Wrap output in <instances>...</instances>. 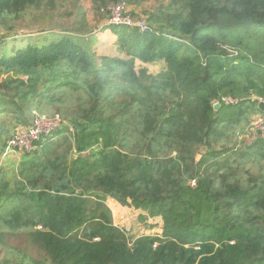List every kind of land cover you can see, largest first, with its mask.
<instances>
[{"label":"trees","instance_id":"16d2710c","mask_svg":"<svg viewBox=\"0 0 264 264\" xmlns=\"http://www.w3.org/2000/svg\"><path fill=\"white\" fill-rule=\"evenodd\" d=\"M42 2L0 0V159L35 109L63 120L17 168L0 162V232L28 239L4 264H264V140L249 125L264 0H91L102 19L161 3L145 32L108 27L123 58L99 57L90 32L7 30ZM137 61L167 71L148 84ZM223 97L240 103L215 112ZM108 199L161 217L163 238L129 240Z\"/></svg>","mask_w":264,"mask_h":264},{"label":"rangeland","instance_id":"374dc122","mask_svg":"<svg viewBox=\"0 0 264 264\" xmlns=\"http://www.w3.org/2000/svg\"><path fill=\"white\" fill-rule=\"evenodd\" d=\"M167 3L168 2H164L162 5L166 6ZM48 4L53 10H47L49 8ZM160 5V2L154 4L149 2L144 3L143 6L139 8L131 6L129 9L127 8V11L122 10V16L126 17L124 15H129L131 17V14H135L136 17H132L138 22H141L146 18L145 10L157 9ZM122 16L120 15L121 18H123ZM106 18L107 17H104V19H102V15L94 9L91 0H43L41 7L39 9L35 8V11H28L25 19L20 21H9L10 25L7 27V30H14V33H17L18 36H25L26 34L38 36L37 34H49L50 32L75 33L77 30L81 32H90L89 34L91 37L96 40L100 32H104L102 30L106 28L105 24L109 20ZM138 18L140 20H138ZM134 22L136 21L134 20ZM108 32L104 33L107 34ZM105 50L116 57H124V55H119L117 45H111V47L106 46ZM136 68L138 70L142 68L146 70V75L142 80L150 84L152 77H159L166 73L167 64L165 61H158L151 64H144L137 61ZM7 77V75H3L1 79H6ZM71 108L72 106L61 109L62 114H70L72 112ZM42 111L43 113L40 114L39 111L35 109L33 112L34 117L37 118V116H41L49 118L53 117L52 114L55 113V109L53 108H43ZM254 115L255 113L251 116L250 124L255 118ZM66 122L67 121L64 119V124H66ZM255 139L254 137L251 138V140ZM6 151L2 155L0 162L5 164V166L7 165V167L14 165V168H17L25 154L14 151L6 153ZM106 203L111 210L113 226L120 230H125L126 237L129 238V240L134 241L142 237L143 232H145L144 234H150L147 236H159L163 238V228L161 229L163 222L160 217L146 216V219H142V216L135 212L132 207L123 206L112 199H108ZM27 245V234L11 236L5 232H0V264L18 261L20 251H24Z\"/></svg>","mask_w":264,"mask_h":264},{"label":"built area","instance_id":"2783aa9c","mask_svg":"<svg viewBox=\"0 0 264 264\" xmlns=\"http://www.w3.org/2000/svg\"><path fill=\"white\" fill-rule=\"evenodd\" d=\"M128 6L124 4L111 5L109 8L110 18L106 23L107 27L111 26H128V27H138L142 32L146 31V25L143 21L138 22L136 19L129 15L122 16V10L127 11ZM129 9V8H128ZM123 17L121 18L120 15ZM134 20L136 22H134ZM252 101L257 104V108L260 111L259 116H256L250 124L251 133L259 136L264 140V96H256L252 98ZM240 100L231 97H223L221 100L216 102V104H224L226 106L238 105ZM36 114V113H35ZM63 124V120L59 115L53 117H41L37 116L34 119V123L28 128H19L12 135L8 142L7 152H21V153H32L36 150L38 143L50 136H52L58 128ZM195 185V184H193ZM162 228V226H161ZM125 233L126 231L122 229ZM142 236H147L150 234H144ZM126 234V233H125Z\"/></svg>","mask_w":264,"mask_h":264},{"label":"crops","instance_id":"0c3cea01","mask_svg":"<svg viewBox=\"0 0 264 264\" xmlns=\"http://www.w3.org/2000/svg\"><path fill=\"white\" fill-rule=\"evenodd\" d=\"M105 29H103L102 31H104L105 33L108 32L107 34H105L104 32H100V34L97 36V43H96V48H95V51L97 53V55L99 57H116L115 55L113 54H110L107 52V50H105L106 46L108 47H111L112 46H115L117 45V37L114 36L112 34V32L110 30H108V27L106 26L105 24ZM51 33V32H50ZM104 33V34H103ZM45 34V33H43ZM37 35H42V34H37ZM33 36V35H32ZM110 45V46H109ZM254 111H255V117L256 116H259L260 114V111L259 109L257 108V104L254 105ZM250 136V135H249ZM255 136V135H254ZM253 140H251L250 137H247L246 138V143H251ZM113 200V199H112ZM135 212L139 213L141 216L143 217H146L147 216V213L142 211V210H137V209H134L132 208ZM161 218V217H160ZM162 220V218H161Z\"/></svg>","mask_w":264,"mask_h":264},{"label":"water","instance_id":"95a60500","mask_svg":"<svg viewBox=\"0 0 264 264\" xmlns=\"http://www.w3.org/2000/svg\"><path fill=\"white\" fill-rule=\"evenodd\" d=\"M220 107H221L220 104H215V106H214V110H215V112H216Z\"/></svg>","mask_w":264,"mask_h":264},{"label":"clouds","instance_id":"9594fccd","mask_svg":"<svg viewBox=\"0 0 264 264\" xmlns=\"http://www.w3.org/2000/svg\"><path fill=\"white\" fill-rule=\"evenodd\" d=\"M162 228H163V226H162ZM162 228H161V229H162ZM158 237H159V236H158Z\"/></svg>","mask_w":264,"mask_h":264}]
</instances>
